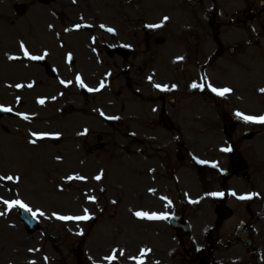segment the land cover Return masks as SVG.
I'll return each mask as SVG.
<instances>
[{
	"label": "rangeland",
	"instance_id": "obj_1",
	"mask_svg": "<svg viewBox=\"0 0 264 264\" xmlns=\"http://www.w3.org/2000/svg\"><path fill=\"white\" fill-rule=\"evenodd\" d=\"M113 1L111 23L110 0L0 4V105L14 113L0 118V264H62L64 247L79 246L83 233L93 241L120 236L137 249L144 235L154 239L158 232L162 248L175 247L163 222L135 215L170 213L162 197L195 217L194 236L223 215L221 199L233 211L213 230L222 238L249 207L248 224L264 240V124L235 115H264V0H203L199 10L186 9L183 0ZM247 6L256 9L260 35L253 46L246 45L252 37L242 27L228 23ZM204 9L219 11L220 44L206 28L212 12ZM156 22L163 26L146 27ZM113 26L112 36L105 27ZM160 38L164 42L156 44ZM21 43L31 55L47 52L44 59L56 76L27 59ZM111 43L129 45L130 57L110 60L105 47ZM77 76L94 94L79 93ZM149 80L167 86L163 94L175 100L166 105L169 131L157 122L158 93ZM193 83L205 87L193 89ZM207 85L230 91L217 96ZM244 131L257 135L245 140ZM223 148L239 154L250 172L248 184L240 174L224 184L221 173L230 170L231 152ZM217 192L223 197L210 195ZM231 192L256 195L239 200ZM14 200L37 212L38 232L27 234L17 207L4 203ZM85 210L91 218H56L81 217Z\"/></svg>",
	"mask_w": 264,
	"mask_h": 264
},
{
	"label": "flooded vegetation",
	"instance_id": "obj_2",
	"mask_svg": "<svg viewBox=\"0 0 264 264\" xmlns=\"http://www.w3.org/2000/svg\"><path fill=\"white\" fill-rule=\"evenodd\" d=\"M195 3V2H194ZM203 4L202 0H196V5ZM207 11L206 9H204ZM239 14H232L233 17L228 19L230 24L240 25L242 18L250 14H254V8H241ZM212 17L208 23V26L213 30L218 31L222 25L220 17H218L219 11L217 9H211ZM224 12V11H223ZM141 44H142V26H141ZM117 52H121L116 49ZM147 84H143V88L146 89ZM163 99V96L160 97ZM184 213L178 212L177 215H183ZM221 215L220 217H222ZM241 222V221H240ZM220 225H222V222ZM204 233L201 237V241L195 239V237L182 236L179 232L174 233L175 248H162L158 243V232L155 233V238L144 235L142 238V248L135 250L134 248H128L126 244H122L124 247L108 248L103 250L89 249L87 247L76 248L71 254V264H259V260L264 263V240H261L251 233V247L245 248L233 238V235L222 238L219 237L218 232ZM237 247L241 254L233 255L231 248ZM122 250L123 253H119ZM115 253L114 255H111ZM140 252V254H139ZM224 252L230 253L227 256ZM111 253V254H110ZM110 257H114L109 261ZM67 256L65 255L62 264H66Z\"/></svg>",
	"mask_w": 264,
	"mask_h": 264
},
{
	"label": "snow or ice",
	"instance_id": "obj_3",
	"mask_svg": "<svg viewBox=\"0 0 264 264\" xmlns=\"http://www.w3.org/2000/svg\"><path fill=\"white\" fill-rule=\"evenodd\" d=\"M164 22H166L168 20V17H164L163 18ZM163 24H156V25H146V27H150V28H159V27H162ZM109 32H112L113 30L112 29H108ZM20 48H21V51H23L24 53V56L29 59V60H32V61H35V60H43L45 56L48 55L47 52H45L43 55H31L29 54V52L27 51V49L25 48V46L23 45V43H21L20 45ZM10 59H16L17 57H9ZM80 80V77L77 76V81ZM63 83V81H62ZM81 87H83L84 85L81 84L80 85ZM154 87L158 88L159 90L161 91H166L167 90V86H161L159 84H154L153 85ZM17 87H21L20 85H17ZM28 87H32L31 84L28 85ZM101 87H103V85H101ZM174 87V86H173ZM205 87V85H200V84H196V83H193L191 85V88L193 89H196V88H200L201 90H203V88ZM207 87L213 92L215 93L217 96H221L223 97L226 93H228L230 91V89H222V90H218L217 88L215 87H212L211 85H207ZM89 91H93V89H88ZM98 90V89H97ZM262 92H264V89L261 90ZM40 103H43V101L41 100ZM0 111H11V109H8V108H0ZM101 115H104L103 113H101ZM235 115L238 117V118H241L244 120V122L246 123H260V124H264V115H261V116H250V115H243L242 113L240 112H236ZM25 119H27V117H23ZM105 119H117V117H105ZM87 131V130H85ZM83 134V133H82ZM36 135V134H34ZM44 135L46 134H39V138H43ZM31 142H35V141H31ZM221 151H224V152H227V151H230V149L228 148H223L221 149ZM200 163H206V161H199ZM212 167H217V164L216 163H213L211 165ZM76 179H80L79 176L75 177ZM97 180L100 179V176H97L95 177ZM0 179H4V177H0ZM8 180H12L13 178L12 177H7ZM211 196L213 197H223L224 193L222 192H217V193H210ZM229 195H232V196H236L237 199L239 200H247V199H251L254 195L256 194H247V195H239L237 196L235 192H231L229 193ZM161 199H164L163 197ZM191 203H196L197 201H190ZM5 204H7L8 206V209L10 210L13 206H16V207H19V208H22L25 212H29L32 214L33 218H35V216L37 215V212L33 211L31 208L27 207L26 205H24L23 203H21L19 200H14L12 201L11 203H9L8 201H4ZM168 203L170 204L171 202L168 201ZM4 213L3 212H0V215H3ZM39 215L43 216L44 213L43 212H39ZM135 215L137 216V218H140V219H147V220H160V219H167L168 217L166 215H162V214H158V213H155V212H152V213H148V212H136ZM57 219H61V220H66V219H77V220H82V219H89L91 217L88 216L87 214V210H85V215L84 216H81V217H65V216H56ZM110 260L114 259V257H110L109 258ZM30 264H35V261H30ZM139 264V262H138Z\"/></svg>",
	"mask_w": 264,
	"mask_h": 264
},
{
	"label": "water",
	"instance_id": "obj_4",
	"mask_svg": "<svg viewBox=\"0 0 264 264\" xmlns=\"http://www.w3.org/2000/svg\"><path fill=\"white\" fill-rule=\"evenodd\" d=\"M43 1L47 2L48 0ZM19 218L26 225L28 232H33L37 228L36 225L33 223L32 219H29L26 215L20 213Z\"/></svg>",
	"mask_w": 264,
	"mask_h": 264
}]
</instances>
